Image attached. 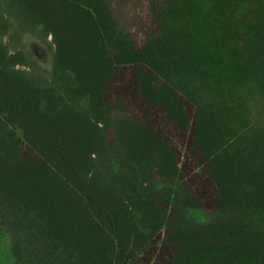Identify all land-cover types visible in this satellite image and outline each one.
I'll return each mask as SVG.
<instances>
[{
	"label": "trees",
	"instance_id": "1",
	"mask_svg": "<svg viewBox=\"0 0 264 264\" xmlns=\"http://www.w3.org/2000/svg\"><path fill=\"white\" fill-rule=\"evenodd\" d=\"M117 1L0 0L11 264H264V0H148L143 46ZM24 33L50 45L51 71ZM123 66L192 135L217 188L212 214L172 141L112 97ZM162 232L167 256L149 255Z\"/></svg>",
	"mask_w": 264,
	"mask_h": 264
},
{
	"label": "rangeland",
	"instance_id": "2",
	"mask_svg": "<svg viewBox=\"0 0 264 264\" xmlns=\"http://www.w3.org/2000/svg\"><path fill=\"white\" fill-rule=\"evenodd\" d=\"M116 13L121 22L136 38L139 46H143L145 38L152 28L149 1L118 0ZM22 43L44 70L51 71L52 50L49 44L44 43L31 33L23 34ZM111 95L113 98H119L120 96L125 98L129 112L148 120L160 134L172 141L180 156L181 168L193 192L203 200L207 214H212L217 201V188L204 172V160L200 156H195L189 149L193 143L192 135L176 125L169 124L163 108L152 106L142 98L136 88L133 67L123 66L119 68L111 86ZM11 133H13L11 128L1 126L0 141L10 137ZM204 216L201 215L200 217ZM164 240L165 232H162L148 248V254L157 257L159 255L167 256L168 248ZM10 247V236H0V264L12 263Z\"/></svg>",
	"mask_w": 264,
	"mask_h": 264
}]
</instances>
